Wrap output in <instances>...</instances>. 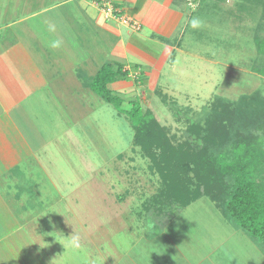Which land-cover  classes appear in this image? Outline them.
I'll return each instance as SVG.
<instances>
[{
  "label": "rangeland",
  "instance_id": "obj_1",
  "mask_svg": "<svg viewBox=\"0 0 264 264\" xmlns=\"http://www.w3.org/2000/svg\"><path fill=\"white\" fill-rule=\"evenodd\" d=\"M186 2L189 11L178 34L182 51L174 53V62L147 82L141 68L129 66L127 85L115 91L124 101L121 110L96 97L101 104L92 112L96 121L81 118L85 124L73 128L75 151L68 146L62 154L56 153L51 168L62 197L48 190L45 218L27 226L41 225L39 232L48 234L46 247L32 243L47 254L46 264H101L103 257V264H256L251 258H261L264 264L263 248L227 221L218 203L206 196L184 208L164 207L175 213L172 217L143 208V202L159 192L161 182L134 145V128L122 107L137 100L143 109L150 108L171 142L178 144L186 138L190 120L204 123L211 118L216 98L264 99V75L259 70L264 72V54L255 44V38L264 37L262 7L245 0ZM193 18L200 19L202 26L192 28ZM86 125L88 134L81 129ZM230 126L231 132L263 133L237 121ZM84 154L94 165V174L86 171L80 159ZM47 228L61 237L74 229L82 247L73 250L62 245L55 256L53 250L60 242L50 239Z\"/></svg>",
  "mask_w": 264,
  "mask_h": 264
},
{
  "label": "crops",
  "instance_id": "obj_2",
  "mask_svg": "<svg viewBox=\"0 0 264 264\" xmlns=\"http://www.w3.org/2000/svg\"><path fill=\"white\" fill-rule=\"evenodd\" d=\"M99 1L0 0V264L47 263L32 244L41 225L27 226L45 218L48 190L62 197L51 166L58 151L74 150L75 124L96 121L100 97L89 83L99 68L111 62L130 72L136 66L153 81L182 51L178 34L187 0H110L139 22L138 30L106 19ZM128 81L111 87L120 91ZM89 128L81 129L88 134ZM80 159L94 174L86 155Z\"/></svg>",
  "mask_w": 264,
  "mask_h": 264
},
{
  "label": "trees",
  "instance_id": "obj_3",
  "mask_svg": "<svg viewBox=\"0 0 264 264\" xmlns=\"http://www.w3.org/2000/svg\"><path fill=\"white\" fill-rule=\"evenodd\" d=\"M245 1L260 5L264 19V0ZM255 44L258 52L264 54V37L255 38ZM127 79L128 72L122 65L107 62L89 86L121 110L124 101L111 85ZM122 110L134 128V145L161 182L159 192L143 202L145 210H152L157 216L170 213L172 217L175 213H167L164 207L184 208L206 196L218 203L227 221L244 230L264 250V99L241 96L234 102L216 98L211 105V118L204 123L190 120L185 128L186 138L178 144L171 142L153 111L143 109L137 100ZM236 121L263 133L231 132L230 125Z\"/></svg>",
  "mask_w": 264,
  "mask_h": 264
},
{
  "label": "clouds",
  "instance_id": "obj_4",
  "mask_svg": "<svg viewBox=\"0 0 264 264\" xmlns=\"http://www.w3.org/2000/svg\"><path fill=\"white\" fill-rule=\"evenodd\" d=\"M202 23L203 22L200 19H198V18H193L190 21L191 27L194 28V29L201 27ZM44 214L45 213L41 214L40 216H42ZM36 220H37V218H36ZM33 231L35 232L36 235L33 237L32 243L38 242L40 247H46L47 246V242L43 239V236H45V234L37 233L35 230H33ZM51 233H55L56 234V235H52V236H54L55 239L57 241H59L63 246L70 247L73 250H79L82 247V244H81V241H80V237H79V235L76 233V231L74 229H73L72 234L70 236H67V237H65L64 235H63V237H61L60 234H57L56 232H51ZM105 258L106 257H103L101 259V264H103V261H104ZM251 259L255 260L256 264H260L261 258H251Z\"/></svg>",
  "mask_w": 264,
  "mask_h": 264
},
{
  "label": "built area",
  "instance_id": "obj_5",
  "mask_svg": "<svg viewBox=\"0 0 264 264\" xmlns=\"http://www.w3.org/2000/svg\"><path fill=\"white\" fill-rule=\"evenodd\" d=\"M99 8H100L101 13L104 15L106 19H114L118 21L120 20L124 24L132 26L134 29L140 28V24L138 21L134 20L131 17H127V16L120 14L119 11L114 8L110 0H100Z\"/></svg>",
  "mask_w": 264,
  "mask_h": 264
}]
</instances>
